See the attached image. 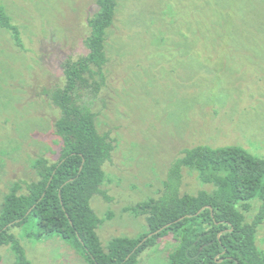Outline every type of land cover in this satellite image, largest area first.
I'll return each mask as SVG.
<instances>
[{
    "label": "rangeland",
    "instance_id": "374dc122",
    "mask_svg": "<svg viewBox=\"0 0 264 264\" xmlns=\"http://www.w3.org/2000/svg\"><path fill=\"white\" fill-rule=\"evenodd\" d=\"M109 30L108 84L94 107L101 133L115 146L103 185L112 202L95 196L107 250L116 238L148 231L144 216L126 209L159 197L183 150L239 146L264 159V0H118ZM21 32L24 48L0 27V213L18 184L40 176L38 159L57 161L59 110L50 92L64 83V62L86 56L88 20L96 0H0ZM26 189V187H24ZM23 189L21 193H27ZM211 190L185 171L183 193ZM253 202L252 220L259 211ZM111 215V218H109ZM35 218L11 230L33 264H90L60 236L39 239ZM264 251V224L258 233ZM173 235L148 249L138 264H170ZM1 264H17L12 246Z\"/></svg>",
    "mask_w": 264,
    "mask_h": 264
},
{
    "label": "trees",
    "instance_id": "16d2710c",
    "mask_svg": "<svg viewBox=\"0 0 264 264\" xmlns=\"http://www.w3.org/2000/svg\"><path fill=\"white\" fill-rule=\"evenodd\" d=\"M88 20L86 56L64 62V84L50 92L59 110L55 133L62 147L57 161L42 157L35 164L39 180L18 184L6 196L0 213L1 248L12 246L17 264L28 260L11 232L35 218L39 239L60 236L82 250L90 264H138L140 257L173 235L179 242L170 264H264L258 233L264 224V159L239 146L199 145L183 150L169 168L159 197L126 209L147 220L139 238H116L103 248L99 228L103 220L92 207L95 196L113 198L103 189L105 166L115 146L110 133H101L94 111L108 84L109 30L115 23L118 0H96ZM0 27L9 30L17 47L24 48L21 32L0 5ZM196 172L211 190L183 193L185 171ZM26 187V189L24 188ZM25 189L27 193H21ZM259 211L252 220L253 202ZM111 218V215H109Z\"/></svg>",
    "mask_w": 264,
    "mask_h": 264
}]
</instances>
